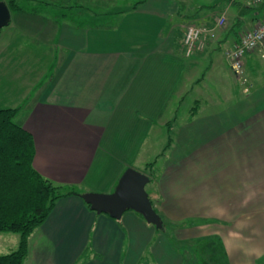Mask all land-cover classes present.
<instances>
[{
	"label": "crops",
	"instance_id": "crops-1",
	"mask_svg": "<svg viewBox=\"0 0 264 264\" xmlns=\"http://www.w3.org/2000/svg\"><path fill=\"white\" fill-rule=\"evenodd\" d=\"M45 2L10 11L12 28L0 29V66L23 47L24 62L33 65L39 45L35 63L47 60L42 77L23 82L16 106L34 169L80 194L110 193L126 169L149 170L147 194L169 233L131 210L112 219L68 196L28 237L24 264H78L85 253L86 264H137L144 252L151 263L143 264H264V47L245 55L247 87L235 83L225 55L264 6L134 0L117 13H80ZM69 2L83 1L61 3ZM192 21L213 36L186 54L182 26ZM7 73L9 81L21 74ZM178 101L192 104L182 119ZM167 137L163 159H152ZM0 239L5 254L18 241Z\"/></svg>",
	"mask_w": 264,
	"mask_h": 264
},
{
	"label": "trees",
	"instance_id": "trees-1",
	"mask_svg": "<svg viewBox=\"0 0 264 264\" xmlns=\"http://www.w3.org/2000/svg\"><path fill=\"white\" fill-rule=\"evenodd\" d=\"M6 5L9 11L18 9L16 0ZM263 6L248 7L255 11ZM19 109H0V233L18 235L15 249L1 254L0 264H24L28 237L45 222L55 203L68 196L80 197L72 187L57 185L36 172L32 137L15 122ZM145 175L150 182L151 173ZM165 228L162 222L160 230Z\"/></svg>",
	"mask_w": 264,
	"mask_h": 264
},
{
	"label": "rangeland",
	"instance_id": "rangeland-1",
	"mask_svg": "<svg viewBox=\"0 0 264 264\" xmlns=\"http://www.w3.org/2000/svg\"><path fill=\"white\" fill-rule=\"evenodd\" d=\"M1 1L5 2V4H6L9 0H1ZM55 1H57V0H55ZM59 1H60V6L66 7V10H73L74 9V11H76V12L80 11V13L82 11H84L85 8H87V6H88V9L91 8L93 11H96V10H98V11H100V10H108V11H112L114 13H117V12H120L121 10H123L126 6L129 7V6H131L134 3V0H97V1H100L98 3V5H93V4H89L88 3L89 0H80V1H83L80 4H74V2H69L68 4L64 5V3H61V2H64L66 0H59ZM86 1H88V2H86ZM178 1H179V3L181 2V3L184 4V6H186V4L190 0H178ZM30 2H31V4H30ZM16 4L18 6L17 10H19L21 8L23 9V7H28V6H31V5L34 6V7L37 6V7L46 8V9L49 6V4L45 2V0H16ZM190 4L191 3H188L187 6L190 5ZM179 6H183V5L179 4ZM94 8H96V9H94ZM192 22L193 23H186V24L183 22L184 23L183 26H182L183 33H185L186 29L188 27H190V26L195 27V28H205V29H207L203 25L196 24L195 21H192ZM10 28H12V27L9 26V28H8V26H4V27H2V31H4V30L8 31ZM242 31H243V29H241L239 32H242ZM211 33H212V36H213V32H211ZM206 39H207V37H206ZM41 47H42L41 45H39L38 48H37V46L33 47L34 48L33 51L34 52L36 51L37 52V56H38L37 60H35V58H34L35 62H38L39 59L42 58V54H44V52L42 51ZM227 52L225 53V55L227 54ZM26 55H27V53H25V47H23L21 50H19L15 54H12L11 62H10V64L7 67H6V65H3V62L1 64V66H0L5 71V72H0V109L1 108H15L20 102H22L21 98H22L23 94L26 93V91H24L25 85L23 84V82H25L27 78L31 77L32 79L37 80V78L42 77L41 70H45L44 69V67H45L44 64L46 63V65H47V60H45L44 57H43V61L45 60V63L41 62V63L38 64V63L33 62V65H32L30 62L26 63V62L23 61L24 58L26 57ZM30 56L31 57H35L36 55L35 54H31ZM227 61H228V59H227ZM225 67L227 68L226 65H225ZM8 71L11 72V73H13L15 71H17V73L21 72V74L19 75L20 78L17 81H9L8 80V76L10 75V73H7ZM26 71L29 74L28 76L24 74V72H26ZM3 73H6V75H4ZM232 75H233V77L235 79V83L236 84L239 83L238 85H243L245 87L248 86V81L244 82L242 80L243 78H245V74H244V60H243V73L241 75V77H242L241 80H238L233 73H232ZM243 82H244V84H242ZM15 83H17V84L15 86H12ZM208 91H212V88L209 87ZM188 104H189V106H187ZM172 106L178 108L180 119H182L184 117L182 115L185 112H186L185 116H186V114H188V112H189L188 108H190V109L192 108L191 102L190 103L189 102L186 103L184 101L175 102V104L172 105ZM186 107H187V109H185ZM174 120H175V118L173 117L171 119V122H173ZM171 122L169 121V122H167V124H170ZM160 144H164V143L160 142ZM168 144H169V139L167 137V142H166V144L164 145L163 148L162 147H154V148H152L153 151H157L160 148L162 149L161 151H158V152L154 153V155L152 156V159H155V158L158 159L161 156V153L163 151H165V147ZM159 159H163V158H159ZM160 163H161V160H159L158 164L154 166V168H155L154 170L157 169V167L160 165ZM145 173L149 174L150 171L146 170ZM151 181H152V177H151ZM149 185L150 184L148 183L146 185V187H145L146 192L148 190H150V186ZM165 233L168 234L169 230L167 229L165 231ZM0 237H6V239L8 238V240L11 241V242H12V239L14 241H16L18 239V235L17 234H11V233L0 234ZM2 246L3 245L0 243V254H5L6 252H8L9 249H7V248H9V246H7V247H5V246L2 247ZM14 246L15 245L13 244V248H14ZM205 246L206 245L204 243H199V249L201 248V250L203 251V254H205L208 257V250L206 251ZM85 252H89V251L85 250ZM91 257L92 256H90L88 258H91ZM86 260H88V259H87V254L85 253V254L82 255V257H81V259H80L78 264H80V263L86 264L87 263ZM148 260H149L148 253L144 252L142 254V256L139 258L137 264H143L144 262H146ZM149 262L151 263L150 260H149Z\"/></svg>",
	"mask_w": 264,
	"mask_h": 264
},
{
	"label": "water",
	"instance_id": "water-1",
	"mask_svg": "<svg viewBox=\"0 0 264 264\" xmlns=\"http://www.w3.org/2000/svg\"><path fill=\"white\" fill-rule=\"evenodd\" d=\"M9 20V8L5 2L0 0V29L7 26ZM148 182L147 175L128 168L119 177L112 192H86L80 194V198L90 206V210L97 214H105L112 219H119L125 211L131 210L139 214L146 223L160 229L162 220L153 209L145 190V185Z\"/></svg>",
	"mask_w": 264,
	"mask_h": 264
},
{
	"label": "built area",
	"instance_id": "built-area-1",
	"mask_svg": "<svg viewBox=\"0 0 264 264\" xmlns=\"http://www.w3.org/2000/svg\"><path fill=\"white\" fill-rule=\"evenodd\" d=\"M247 6L257 7L264 4V0H245ZM223 18L217 21L216 25L223 24ZM212 31L205 28L188 27L183 36V46L186 54L201 51L205 47L206 37H212ZM264 47V18L259 20L256 25L246 29L237 35L233 47L227 52L229 68L238 80H241L243 73V60L247 53ZM244 82L246 78L242 79ZM244 82L242 84H244Z\"/></svg>",
	"mask_w": 264,
	"mask_h": 264
}]
</instances>
